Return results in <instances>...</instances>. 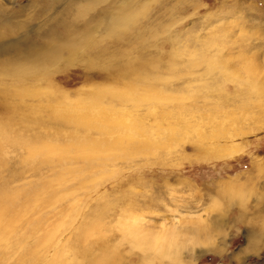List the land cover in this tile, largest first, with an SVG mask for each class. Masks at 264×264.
<instances>
[{
	"label": "rangeland",
	"instance_id": "obj_1",
	"mask_svg": "<svg viewBox=\"0 0 264 264\" xmlns=\"http://www.w3.org/2000/svg\"><path fill=\"white\" fill-rule=\"evenodd\" d=\"M1 135L0 264H264V0H0Z\"/></svg>",
	"mask_w": 264,
	"mask_h": 264
},
{
	"label": "bare ground",
	"instance_id": "obj_2",
	"mask_svg": "<svg viewBox=\"0 0 264 264\" xmlns=\"http://www.w3.org/2000/svg\"><path fill=\"white\" fill-rule=\"evenodd\" d=\"M94 1H96V0H94ZM124 22V21H123ZM125 22H127V20L125 21ZM124 22V23H125ZM100 26V25H99ZM112 26V25H111ZM114 26V25H113ZM117 26V27H116ZM116 26H114L115 28H117V30L118 29H120L121 27H122V25H121V23H119V24H116ZM67 34V33H66ZM92 34V33H91ZM68 36V35H67ZM72 37H73V35H72V33L71 34H69V38H68V43H69V45L71 44L70 42H71V39H72ZM86 39V38H85ZM78 40H79V38H78ZM64 43V42H63ZM82 44V43H81ZM68 45V46H69ZM81 46V45H80ZM67 47V46H66ZM77 49V48H76ZM73 51V50H72ZM69 52V51H68ZM73 52H75V51H73ZM53 55V54H52ZM59 56V55H58ZM28 68V67H27ZM19 71V70H18ZM17 71V72H18ZM26 71V70H25ZM16 72V71H15ZM27 72V71H26ZM18 73H20V71L18 72ZM22 73V72H21ZM29 73V72H28ZM23 74H24V72H23ZM15 75H17V74H15ZM26 75V74H25ZM126 75V74H125ZM124 75V76H125ZM130 74H128V76H129ZM18 77H20L19 75H17ZM24 76V75H23ZM131 76V75H130ZM25 77H27V76H25ZM29 77V76H28ZM147 77V76H146ZM23 78V77H22ZM21 78V79H22ZM129 78V77H128ZM131 78V77H130ZM129 78V79H130ZM138 78V77H137ZM157 78V77H156ZM153 79V78H152ZM131 80H133V79H131ZM140 80V79H139ZM139 80H137V81H139ZM159 80V79H158ZM135 81H136V78H135ZM141 82H143V79L142 80H140ZM139 81V82H140ZM146 81V80H145ZM149 81V79L146 81V84L147 85H149L148 82ZM153 81V80H152ZM126 82V81H125ZM128 82H130L129 80H128ZM151 82V81H150ZM155 82H157V81H155ZM159 82V81H158ZM160 82H161V80H160ZM135 84H132V85H129L130 87L129 88H127V89H125V93L126 94H129V92H132V91H134V90H136V88L138 87H136V82H134ZM165 83V82H164ZM144 85H145V82L143 83ZM167 84V83H166ZM125 86H126V84H124ZM138 85H140V83L138 84ZM141 86H143L142 84H141ZM141 86H140V88H141ZM146 86V85H145ZM155 86V85H154ZM153 86V87H154ZM122 87V86H121ZM126 87H128V86H126ZM125 87V88H126ZM153 87H151V88H153ZM102 88V87H101ZM139 88V87H138ZM100 89V88H99ZM103 90V88L102 89H100L99 91H101L102 93L104 92V91H102ZM115 90V89H114ZM123 90V89H122ZM120 91V90H119ZM124 91V90H123ZM156 91V90H155ZM110 92V91H109ZM128 92V93H127ZM151 92H153V91H151ZM102 93H101V95H102ZM107 93V92H106ZM124 93V92H123ZM155 93V92H154ZM94 94V93H93ZM111 97V99L113 100V98L115 97V94H112V93H108ZM120 94V93H119ZM155 95V94H154ZM98 96H100V93L99 94H97L96 96H91V97H98ZM105 99H107V98H105ZM117 99V98H116ZM157 99V98H156ZM169 99H170V97H169ZM83 100V99H82ZM95 100L96 101H94L93 102V104H95L96 106H97V108H99V105L102 107V111H104L105 109H103V107H107V106H109V108H110V110L112 109V107L110 106V103L108 104V102H107V104L106 105H104V102L103 101H101V100H99L98 98H95ZM127 101H132L131 99H126ZM116 101V100H115ZM161 101V100H160ZM78 102V101H77ZM133 102V101H132ZM121 104V103H120ZM83 105V104H82ZM84 107L85 106H87L88 108H89V104L87 103V102H85L84 103V105H83ZM42 107V106H41ZM113 108H114V106H113ZM44 109H48V111H49V108L48 107H42V109L41 110H37V111H45ZM98 110H100V109H98ZM112 110H114V109H112ZM101 112V111H100ZM158 112V111H157ZM132 114V113H131ZM160 115H161V113H160ZM160 117V116H159ZM176 117V116H175ZM56 119V120H55ZM56 124H57V126H58V124L59 125H61V126H65V124H66V127H68V124H69V122H72V124H74L73 122H74V117H71V116H68L64 111H60V112H58L57 114H54V119H52ZM134 121V120H133ZM133 121H132V123H133ZM164 122V121H163ZM39 123V122H38ZM38 123H36V124H33V126L34 125H38ZM134 125H133V127H137V128H135V132H138V134L141 136H143V131H144V129L142 128V127H144V126H142L139 122H137V121H134ZM8 125V124H7ZM55 125V124H54ZM10 126V125H9ZM29 126L31 127L32 125H30L29 124ZM32 126V127H33ZM56 125H55V127H57ZM58 128V127H57ZM61 128V127H60ZM33 129V128H32ZM4 132V131H3ZM158 134V133H157ZM126 136H128V138L129 139H132V141L134 140V137L133 136H130V135H128V134H126ZM7 137V136H6ZM6 137H3V135H1L0 136V145H1V142L2 141H4V140H6L7 138ZM8 141L10 142V143H12V140H9L8 139ZM15 142H16V145H19V144H21L22 142H17V140H15ZM14 142V143H15ZM50 142H51V139H46L45 138V140L43 139V141L42 142H40V147H41V149H46L45 150V152H47V153H51V152H54V153H56V156H58V158H57V160H58V162L60 163V162H66V158H65V154L67 153V150H68V147L65 145V144H63V143H60L59 145H57V146H53V145H51L50 144ZM18 143V144H17ZM80 142L79 141H74L73 143H72V145H71V147L73 148V147H76L78 144H79ZM93 144H95V143H93ZM22 145V144H21ZM35 145V144H34ZM25 146V145H24ZM26 151H28V153L31 155V152H32V154L35 152V150L37 149V145L36 146H32V144H29L28 146L26 145ZM80 152H82L81 150H80ZM98 154H96V153H93V158L94 159H89V160H87L85 163H87V165L88 166H90V168H94V166H93V164H92V162L93 161H96V159H100V157H98V158H96V156H97ZM32 160V159H31ZM57 160H56V162H57ZM102 161H106V160H102ZM50 163V162H49ZM63 166V165H62ZM2 187H0V242H2L3 240H4V238H5V236H6V233H8V232H10L11 230H12V228H13V226H14V224H15V221H16V219H17V217H18V208L17 207H15V204L13 203L12 205H11V200H10V198L9 197H6V196H4L3 195V193H4V188H2ZM50 191H49V188L47 187V188H45L44 189V191H43V193H49ZM187 223H189V222H187ZM182 224V223H181ZM184 224H186V223H184ZM191 224V223H190ZM190 227V226H189ZM192 228L190 227V228H185L184 230L186 231V232H189V231H191V232H193L194 230L192 229ZM208 229V228H207ZM197 232H199L200 231V229L198 228V230H196ZM78 233V232H77ZM49 234V233H48ZM48 234L46 235V236H44V237H47L48 236ZM195 234V233H194ZM184 236H186V234L184 235ZM136 237V236H135ZM194 239V238H193ZM209 250V249H208ZM207 251V250H206Z\"/></svg>",
	"mask_w": 264,
	"mask_h": 264
}]
</instances>
